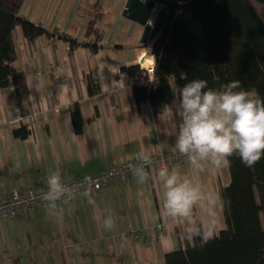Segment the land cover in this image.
Returning <instances> with one entry per match:
<instances>
[{
    "label": "crops",
    "instance_id": "obj_1",
    "mask_svg": "<svg viewBox=\"0 0 264 264\" xmlns=\"http://www.w3.org/2000/svg\"><path fill=\"white\" fill-rule=\"evenodd\" d=\"M127 1L119 0L114 15L108 7L90 6L77 23V13L58 8L60 2L69 7L70 0H25L21 15L37 25L82 42L97 17L102 38L95 51L73 48L58 37L30 42L16 27V79L0 89V199L15 190L46 187L53 172L65 183L126 159L176 150L179 95L157 109L149 101L140 103L136 86L150 82L122 71L156 65L151 42L141 44L144 27L124 17ZM76 24L82 35L80 28L75 33ZM13 118L20 121L12 123ZM21 127L29 131L25 139L14 135ZM173 169L220 201L221 188L231 183L229 167L209 171L206 166L201 172L186 163ZM162 208V184L152 173L144 183L132 177L79 194L68 205L50 202L15 219L0 218V264H166L168 254L193 239L186 238V222L163 216ZM194 213L211 237L226 228L219 206L212 214L197 206Z\"/></svg>",
    "mask_w": 264,
    "mask_h": 264
},
{
    "label": "trees",
    "instance_id": "obj_2",
    "mask_svg": "<svg viewBox=\"0 0 264 264\" xmlns=\"http://www.w3.org/2000/svg\"><path fill=\"white\" fill-rule=\"evenodd\" d=\"M154 1L159 8H167L169 17L162 33L151 42L155 86H136L138 102L149 101L156 109L170 105L192 79H206L214 88L238 80L244 89L264 96V21L252 0ZM255 1L264 6V0ZM24 2L0 0V89L16 79V27L22 28L30 42L58 37L73 48L95 51L102 38L97 17L88 23L84 40L79 42L22 17ZM122 71L150 82L140 66ZM14 135L25 139L29 131L21 127ZM229 159L231 183L220 191L226 228L207 241L196 237L187 242L185 249L167 255L166 264H264V158L252 167L237 156ZM197 223L203 232L198 218Z\"/></svg>",
    "mask_w": 264,
    "mask_h": 264
},
{
    "label": "clouds",
    "instance_id": "obj_3",
    "mask_svg": "<svg viewBox=\"0 0 264 264\" xmlns=\"http://www.w3.org/2000/svg\"><path fill=\"white\" fill-rule=\"evenodd\" d=\"M175 113L179 117L175 149L198 171L219 170L230 166V157L237 156L246 167L264 158V96L246 90L240 81L233 80L219 88L209 86L206 79H192L180 90ZM175 126V124H174ZM131 170L140 183L149 178L145 166L149 157ZM163 188L162 215L186 222V238H211V231H201L194 209L200 206L212 214V209L223 207L220 198L206 193L202 185L175 170L163 166L157 173ZM42 199L62 200L70 195L61 174L48 176Z\"/></svg>",
    "mask_w": 264,
    "mask_h": 264
},
{
    "label": "built area",
    "instance_id": "obj_4",
    "mask_svg": "<svg viewBox=\"0 0 264 264\" xmlns=\"http://www.w3.org/2000/svg\"><path fill=\"white\" fill-rule=\"evenodd\" d=\"M154 16L153 14V17ZM152 22L153 18L150 20V23ZM142 71L148 74L150 84L155 85V65L150 68H144ZM122 78L123 75L119 74L117 82L120 88H124ZM32 118L33 117L30 116L27 119ZM19 121L20 119L13 118L12 123H17ZM28 127L29 130H32L31 124H29ZM147 156L149 157L150 164L145 166V171L149 174L158 173V170L163 166H167L171 170L180 164L189 163V161L177 150H159ZM140 163H142V161L139 157L126 159L121 164L114 165L107 170H102L89 176L65 182V185L70 189V195L55 202L68 205L79 194L86 195L89 192L103 190L113 184L126 182L128 179L135 177L131 169ZM42 190H46V187L24 191L15 190L9 197L0 199V218L12 219L22 213H26L30 209H35L38 206L49 203L42 199ZM131 235L134 240L139 237V234L136 232L131 233ZM121 238L125 239L126 235L122 234ZM150 243L153 244V241H150Z\"/></svg>",
    "mask_w": 264,
    "mask_h": 264
},
{
    "label": "water",
    "instance_id": "obj_5",
    "mask_svg": "<svg viewBox=\"0 0 264 264\" xmlns=\"http://www.w3.org/2000/svg\"><path fill=\"white\" fill-rule=\"evenodd\" d=\"M154 0H128L124 17L144 27L141 44L146 46L154 41L164 30L168 21V10L165 7H158ZM153 14L155 15L153 17ZM153 18V22L150 20Z\"/></svg>",
    "mask_w": 264,
    "mask_h": 264
},
{
    "label": "rangeland",
    "instance_id": "obj_6",
    "mask_svg": "<svg viewBox=\"0 0 264 264\" xmlns=\"http://www.w3.org/2000/svg\"><path fill=\"white\" fill-rule=\"evenodd\" d=\"M257 11L259 12L261 18L264 21V6L257 3L255 0H252ZM65 2V1H64ZM96 5L97 8L99 9H105V8H109L108 11H110V13H112V15L119 13L120 11V2L119 0H70V6L69 7H65V5L60 2V5L58 6L59 9L63 10L64 12H72L73 13H77L78 15V19H77V23H80L82 21V19L84 18V13H82V10H86L89 11L88 8H90V6ZM76 29H75V33H77V29L80 28L81 30H79L78 33H80V35H82V27L78 26L76 24ZM82 37V36H80ZM152 44V43H151ZM153 46V44H152Z\"/></svg>",
    "mask_w": 264,
    "mask_h": 264
},
{
    "label": "bare ground",
    "instance_id": "obj_7",
    "mask_svg": "<svg viewBox=\"0 0 264 264\" xmlns=\"http://www.w3.org/2000/svg\"><path fill=\"white\" fill-rule=\"evenodd\" d=\"M141 65H142L144 68H150V67L154 66L155 64H154V65H150V66H145V64L142 63Z\"/></svg>",
    "mask_w": 264,
    "mask_h": 264
}]
</instances>
